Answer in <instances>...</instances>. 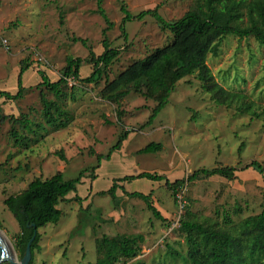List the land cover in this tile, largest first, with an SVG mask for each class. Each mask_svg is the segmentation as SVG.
<instances>
[{"label": "rangeland", "instance_id": "obj_1", "mask_svg": "<svg viewBox=\"0 0 264 264\" xmlns=\"http://www.w3.org/2000/svg\"><path fill=\"white\" fill-rule=\"evenodd\" d=\"M123 4L135 16L132 20L126 19ZM193 6L194 0H103V14L98 12V0H0V115L8 116L0 120V228L19 261L15 236L20 226L5 199L26 189L35 178L46 179L59 171L65 180L84 172L77 191L67 196L78 195L81 200L61 201L60 221L39 229L41 250L35 251V264H96V239L102 235L141 237L138 257L124 264H190L180 227L187 210L201 222H218L234 232L242 228L245 218L263 210V174L246 165L259 161L264 166V44L252 36L227 35L218 54L208 56L215 79L226 89L245 94L262 116L242 112L236 104L218 103L197 73L176 84L151 122L153 99L130 92L117 105L102 95L107 79L171 43L174 34L165 22L181 18ZM105 38L121 50L107 74L97 83L71 77L63 86L65 106L75 114L72 124L50 130L29 148L16 145L10 130L23 129L10 117L25 114L42 120L40 93L55 98L41 86L40 73L59 80L66 58L73 56L83 59L80 77H88L94 71L88 59L92 52L103 53ZM23 62L29 66L21 77L24 96L16 100L1 96L18 93ZM126 131L121 148L113 150ZM152 142L161 143L162 149L141 152ZM106 155L110 158H103ZM216 166L236 167V177L213 175L188 182L196 170ZM141 172L163 178L121 180ZM179 179L186 184L176 203L166 181ZM114 183L115 200L109 193L101 194ZM133 192L151 194L167 220L156 218L143 199L128 195ZM224 215L232 221L226 222Z\"/></svg>", "mask_w": 264, "mask_h": 264}, {"label": "trees", "instance_id": "obj_2", "mask_svg": "<svg viewBox=\"0 0 264 264\" xmlns=\"http://www.w3.org/2000/svg\"><path fill=\"white\" fill-rule=\"evenodd\" d=\"M99 11L102 9L103 0H98ZM126 11V6L122 5ZM127 12L126 19L132 20ZM156 13V10H148ZM144 14V12L142 13ZM141 14V15H142ZM174 34L173 41L163 47L155 49L148 56L131 63L123 72L113 79H107L102 89L105 99L120 105L130 92H134L148 99L156 101V106L148 122L166 106L171 92L176 84L184 77L197 73V78L202 81L206 91L211 93L212 98L220 104L228 107L236 104L242 112H250L255 116H262L256 105L248 101L245 94L230 91L223 87L216 79L208 64L210 53L218 54L221 40L227 35H235L239 38L254 37L259 43L264 44V0H194V6L181 18L168 23ZM104 51L100 55L91 53L88 62L94 66V71L86 78L80 77V68L83 59L68 56L63 69L62 77L52 81L45 72H41L42 82L46 90L54 94L55 98H48L42 91L40 93L42 102V120L35 121L27 115L21 117H10L13 123L20 125L23 129L11 128L10 134L16 145L29 148L38 143L46 133L68 128L75 119L74 112L65 106L67 94L64 85L68 79L82 80L87 83H97L103 75L107 74L109 67L120 55L121 50L111 47L108 38L103 40ZM29 66L22 63L21 75L19 77L20 89L17 94L11 95L2 92L1 96L7 99L20 98L25 94L22 85V74ZM74 87V86H73ZM70 98L74 99L73 89ZM264 114V109H262ZM119 121H122L123 111H117ZM7 115L1 114L0 120L4 121ZM129 131L123 132L118 144L113 150L121 148L122 141L127 138ZM162 149L161 143H150L141 152H154ZM110 158V155L103 156ZM256 166L264 177V166L259 161H252L246 167ZM237 168L234 166H216L211 169L196 170L189 176L188 182L202 177L220 175L227 179L236 177ZM84 176L81 172L76 178H63L62 171L43 179L35 178L26 189L10 195L5 199V204L16 217L20 232L15 236L16 249L23 255L30 239L36 233L32 243V260L35 264V251L41 250V233L39 229L48 223H58L62 217L63 210L59 207L61 201L81 200L78 195L68 198L67 196L76 192L78 184ZM162 179L163 176L141 172L126 176L122 181L136 178ZM168 188L172 191L175 202H178V192L185 186V181L179 179L170 183L166 181ZM116 183L108 191L101 194H111L115 200ZM129 196L143 199L148 209L154 216L166 221L157 207L153 204L151 194L141 192L128 193ZM189 207V206H188ZM196 215L187 210V214L180 220L181 231L184 234L187 245V257L190 264H264V208L256 214L244 219L243 226L234 232L228 226L212 222L206 224L195 219ZM226 222L232 221L231 217L224 215ZM140 236L102 235L96 239L98 257L96 264H115L119 260L129 262L139 255L141 251ZM176 255L182 257L178 252ZM124 258V259H123ZM1 264H10L3 262ZM131 264H139L134 261Z\"/></svg>", "mask_w": 264, "mask_h": 264}, {"label": "water", "instance_id": "obj_3", "mask_svg": "<svg viewBox=\"0 0 264 264\" xmlns=\"http://www.w3.org/2000/svg\"><path fill=\"white\" fill-rule=\"evenodd\" d=\"M36 237V233L27 244L25 254L19 261L13 246L11 245L7 233L0 228V264L7 261L10 264H30L32 260V243Z\"/></svg>", "mask_w": 264, "mask_h": 264}, {"label": "built area", "instance_id": "obj_4", "mask_svg": "<svg viewBox=\"0 0 264 264\" xmlns=\"http://www.w3.org/2000/svg\"><path fill=\"white\" fill-rule=\"evenodd\" d=\"M4 43L7 44V40L6 39L4 40ZM7 49H8V47H7ZM115 264H124V261L123 260H119Z\"/></svg>", "mask_w": 264, "mask_h": 264}, {"label": "crops", "instance_id": "obj_5", "mask_svg": "<svg viewBox=\"0 0 264 264\" xmlns=\"http://www.w3.org/2000/svg\"><path fill=\"white\" fill-rule=\"evenodd\" d=\"M69 198V197H68ZM61 208V207H60ZM62 209V208H61ZM42 235V234H41Z\"/></svg>", "mask_w": 264, "mask_h": 264}]
</instances>
